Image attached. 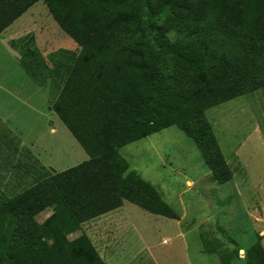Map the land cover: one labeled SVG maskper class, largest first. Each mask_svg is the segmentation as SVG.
Segmentation results:
<instances>
[{
	"label": "trees",
	"instance_id": "1",
	"mask_svg": "<svg viewBox=\"0 0 264 264\" xmlns=\"http://www.w3.org/2000/svg\"><path fill=\"white\" fill-rule=\"evenodd\" d=\"M38 1L0 0V34ZM44 1L80 46L54 63L52 109L89 158L0 202V264H107L86 234L69 238L84 223L125 201L176 218L122 147L176 127L216 182L232 179L206 112L264 88V0ZM23 62L45 77L42 62ZM245 260L264 264V249Z\"/></svg>",
	"mask_w": 264,
	"mask_h": 264
},
{
	"label": "rangeland",
	"instance_id": "2",
	"mask_svg": "<svg viewBox=\"0 0 264 264\" xmlns=\"http://www.w3.org/2000/svg\"><path fill=\"white\" fill-rule=\"evenodd\" d=\"M64 50L77 54L80 46L44 0L0 34V202L89 158L52 109L62 85L52 72ZM23 61L42 62L45 77L32 78ZM206 115L230 181L216 182L193 140L168 128L120 154L159 190L176 218L125 201L69 238L86 234L107 264H247L249 247L264 249V88ZM50 214L47 209L37 220Z\"/></svg>",
	"mask_w": 264,
	"mask_h": 264
},
{
	"label": "built area",
	"instance_id": "3",
	"mask_svg": "<svg viewBox=\"0 0 264 264\" xmlns=\"http://www.w3.org/2000/svg\"><path fill=\"white\" fill-rule=\"evenodd\" d=\"M164 242L166 243V240Z\"/></svg>",
	"mask_w": 264,
	"mask_h": 264
}]
</instances>
